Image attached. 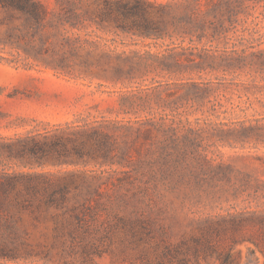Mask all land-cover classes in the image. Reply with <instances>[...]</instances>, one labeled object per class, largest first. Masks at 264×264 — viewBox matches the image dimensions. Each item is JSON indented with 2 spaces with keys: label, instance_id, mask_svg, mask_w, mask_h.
I'll use <instances>...</instances> for the list:
<instances>
[{
  "label": "trees",
  "instance_id": "1",
  "mask_svg": "<svg viewBox=\"0 0 264 264\" xmlns=\"http://www.w3.org/2000/svg\"><path fill=\"white\" fill-rule=\"evenodd\" d=\"M57 2L51 9L44 0H0V51L14 49L23 59L32 58L58 73L94 72L122 84L146 79L158 69L172 71L217 58L227 69L249 66L264 76V10L259 9L264 0ZM91 26L114 36L106 39L95 33L105 42L97 40L88 48L81 33L92 35L87 31ZM123 36L150 42L145 50L116 52L111 46ZM201 94L195 102H202ZM156 102L160 108L153 109L145 99L123 97L117 112L135 117L0 134V259H62L77 246L85 259L92 255L97 245L87 209L112 179L102 176L105 170L98 173L97 166L127 167L117 181L135 186L137 180V188L145 193L160 185L176 189L202 180L184 174L192 169L188 160L199 156L201 131L192 126L187 109L169 113L160 99ZM70 165L79 169H58ZM90 165L94 169L86 168ZM89 172H94L92 178ZM219 221L235 231L257 226L264 244L263 213H233ZM237 240L233 235L232 242ZM221 264L236 261L226 254Z\"/></svg>",
  "mask_w": 264,
  "mask_h": 264
},
{
  "label": "rangeland",
  "instance_id": "2",
  "mask_svg": "<svg viewBox=\"0 0 264 264\" xmlns=\"http://www.w3.org/2000/svg\"><path fill=\"white\" fill-rule=\"evenodd\" d=\"M44 1L51 9L58 6L57 0ZM87 31L93 34H81L88 39V48L97 40L105 42L96 34L106 39L114 36L95 26ZM116 40L111 48L126 53L145 50L150 42L125 36ZM0 56L4 57L0 59L1 135L44 131L66 122L135 117L117 112L123 97L145 99L153 109L160 108L156 102L160 99L162 109L169 113L187 109L192 126L203 135L199 156L188 160L192 169L184 173L202 180L190 185L176 189L160 185L145 193L137 188V180L135 186L117 181L127 167H96L98 173L105 170L104 178L112 179L94 195V207L87 209L97 245L88 258L77 246L62 259L59 255L28 262L0 259V264H221L226 254L236 264H264V244L257 226L249 224L235 231L219 221L233 213L264 214L262 73L249 66L227 69L217 58L172 71L158 69L146 79L122 84L94 72L58 73L32 58L23 59L10 48L2 49ZM198 93H202L200 103L194 101ZM54 169L63 172L79 167ZM93 174L89 172L88 177ZM233 235L238 239L235 242Z\"/></svg>",
  "mask_w": 264,
  "mask_h": 264
}]
</instances>
